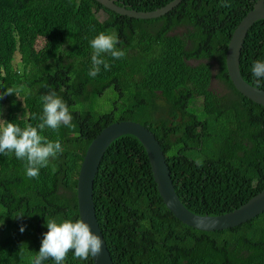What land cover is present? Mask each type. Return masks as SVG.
<instances>
[{"label": "trees", "instance_id": "16d2710c", "mask_svg": "<svg viewBox=\"0 0 264 264\" xmlns=\"http://www.w3.org/2000/svg\"><path fill=\"white\" fill-rule=\"evenodd\" d=\"M168 1L116 0L137 10ZM254 1L224 0L230 6L223 7L222 0H181L158 17L137 18L96 0H0V92L19 90L0 99V118L37 126L41 97L53 90L73 115L72 127L40 133L59 139L64 152L38 178L27 177L14 153L0 154V264H33L47 219L80 218L83 156L116 120L138 121L155 134L179 199L195 213L230 211L264 187V105L236 89L225 63L232 31ZM102 31H115L117 48L127 51L122 59L106 54L110 69L101 66L93 78L90 41ZM256 60H264V18L249 27L239 59L244 79L264 88L251 71ZM93 200L114 264H264V210L222 229L182 222L163 202L133 134L106 148ZM65 264L93 260L70 251Z\"/></svg>", "mask_w": 264, "mask_h": 264}, {"label": "water", "instance_id": "95a60500", "mask_svg": "<svg viewBox=\"0 0 264 264\" xmlns=\"http://www.w3.org/2000/svg\"><path fill=\"white\" fill-rule=\"evenodd\" d=\"M120 14L137 18H154L165 14L181 0H170L162 6L137 10L118 4L116 0H96ZM264 18V0H255L243 15L227 44L225 63L228 75L238 91L253 101L264 105V88L247 82L241 75L239 59L241 47L249 27ZM135 135L146 149L157 189L167 208L182 222L198 229L214 230L238 225L264 209V188L240 206L221 214H198L189 210L179 199L170 175L164 151L155 134L144 124L131 119L116 120L105 125L90 141L83 156L77 180V205L80 218L90 222L93 230L103 240L102 253L92 257L93 264H114L96 217L93 200V183L101 158L108 145L118 136Z\"/></svg>", "mask_w": 264, "mask_h": 264}, {"label": "clouds", "instance_id": "9594fccd", "mask_svg": "<svg viewBox=\"0 0 264 264\" xmlns=\"http://www.w3.org/2000/svg\"><path fill=\"white\" fill-rule=\"evenodd\" d=\"M221 6L229 7L230 5L222 0ZM118 43L120 40L115 31L110 33L102 31L91 39L92 67L88 73L90 77H96L101 71V66L104 70L110 69L111 66L105 58L106 54L114 59H122L126 56L127 50L117 48ZM251 71L258 81L264 79V60H256ZM13 93L19 97V90L15 86L6 87V91L0 92V99ZM41 100L43 102V115L40 117L42 122L37 126L22 128L18 124L0 118V154L14 153L17 159L24 160L28 178H38L40 170L48 167L52 159L64 152L59 139L51 141L40 133L46 127L57 132L61 126L72 127V112L56 91L53 90L43 95ZM53 171H55V166H53ZM46 226L48 231L44 233L41 247L33 264H43L49 259L53 260L54 264H65L70 251L73 252L74 259L79 260L94 258L102 253L101 236L83 217L62 221L47 219ZM25 227L22 225L20 231L23 232Z\"/></svg>", "mask_w": 264, "mask_h": 264}, {"label": "rangeland", "instance_id": "374dc122", "mask_svg": "<svg viewBox=\"0 0 264 264\" xmlns=\"http://www.w3.org/2000/svg\"><path fill=\"white\" fill-rule=\"evenodd\" d=\"M101 16H104V14H101ZM176 31V30H175ZM178 31H180V29H178ZM19 57H20V55H19V53L18 52H16V54H15V58H14V62L16 63V64H20V60H19ZM213 86L215 87V88H217L218 90H222L223 89V86H222V84L219 82V81H215L214 83H213ZM225 89V88H224ZM102 100H105V101H110L111 100V98H104V97H102Z\"/></svg>", "mask_w": 264, "mask_h": 264}, {"label": "bare ground", "instance_id": "6f19581e", "mask_svg": "<svg viewBox=\"0 0 264 264\" xmlns=\"http://www.w3.org/2000/svg\"><path fill=\"white\" fill-rule=\"evenodd\" d=\"M116 140H117V139H116ZM116 140H115V141H116ZM109 148H110V147H109Z\"/></svg>", "mask_w": 264, "mask_h": 264}]
</instances>
